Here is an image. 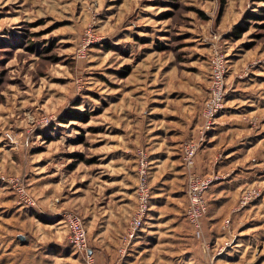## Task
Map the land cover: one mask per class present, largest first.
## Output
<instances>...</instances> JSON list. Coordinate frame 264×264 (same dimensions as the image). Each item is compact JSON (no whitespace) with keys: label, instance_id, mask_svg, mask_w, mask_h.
I'll return each mask as SVG.
<instances>
[{"label":"rangeland","instance_id":"rangeland-1","mask_svg":"<svg viewBox=\"0 0 264 264\" xmlns=\"http://www.w3.org/2000/svg\"><path fill=\"white\" fill-rule=\"evenodd\" d=\"M263 15L264 0H0V264L2 255L27 254L49 242L67 243L80 256L76 264H88L69 243L66 213L85 220L92 253L99 249L93 211L102 213L108 190L133 179L134 165L138 187L141 152L152 189L143 82L155 76L156 63L162 72L192 71L191 63L205 60L211 70L216 52L227 61L226 98L213 123L235 93L246 99L235 103L249 107L240 116L253 138L230 168L241 177L236 200L218 213L213 230L207 212L201 233L194 231L210 243L207 264H264ZM210 87L197 136L181 143L177 183L185 194L183 147L200 139ZM223 174L199 175L217 177L214 184ZM253 189L262 196L242 206L244 192ZM120 217L129 223L122 241L132 216ZM121 241L95 255V263L143 264V230L126 253Z\"/></svg>","mask_w":264,"mask_h":264},{"label":"crops","instance_id":"crops-1","mask_svg":"<svg viewBox=\"0 0 264 264\" xmlns=\"http://www.w3.org/2000/svg\"><path fill=\"white\" fill-rule=\"evenodd\" d=\"M202 49L205 48L200 47L199 59L205 55ZM158 65L155 64V76H148L143 82V145L150 152L153 189L151 209L143 228V264H207L210 243L197 239L194 227L186 218L184 184L177 182L182 178L178 158L181 143L187 136L196 137L202 124L201 113L208 96L210 65L207 66L205 60H202L191 63L192 71L173 67L166 72H162V66L160 68ZM235 95H229L225 111L210 132L208 143L204 144L196 158L199 174L225 175L213 184L206 195V219L210 220L211 230L217 223L213 221L218 219V213L224 212L237 198L241 177L230 168L234 165V156L248 149L253 138L251 129L242 122L240 116V110L249 107L235 103L246 102V99H236ZM133 168L129 174L133 179L129 183L123 182L118 189H109L105 194L107 201L100 207L102 213L96 214L93 211L90 222L94 237L92 240L99 247L96 249L93 246L94 257L109 253L111 242L117 245L120 243V237L129 224L128 220L122 221L120 216L122 213L132 216L136 209V165ZM154 183L158 188L153 187ZM235 186L236 189L233 188ZM213 234L219 236L215 231ZM38 246L27 254L2 255L1 264H76L80 258L64 242H49Z\"/></svg>","mask_w":264,"mask_h":264},{"label":"built area","instance_id":"built-area-1","mask_svg":"<svg viewBox=\"0 0 264 264\" xmlns=\"http://www.w3.org/2000/svg\"><path fill=\"white\" fill-rule=\"evenodd\" d=\"M210 73V98L206 102L204 110V129L198 141H188L184 144L182 158L187 173L186 195L188 204L186 218L198 234L202 231V219L208 212L206 194L213 182L218 179L217 177H203L197 174L195 171V158L206 142L208 133L215 125L213 119L225 108L227 61L221 53L216 52L212 56ZM141 156L143 158L139 166V183L136 191L137 206L132 215L129 228L122 237L121 251L123 253H126L130 248V244L133 243L132 241L139 237V233L145 227L150 211L152 189L149 183V164L144 152H141ZM20 188L18 187L17 191L21 190L23 195L26 194L25 190ZM261 196V191L256 189L244 192L241 199L242 206L258 198L260 199ZM64 220L69 230V243L77 252L85 255L88 264H96L89 249L87 230L83 218L78 213L68 212L64 216Z\"/></svg>","mask_w":264,"mask_h":264},{"label":"trees","instance_id":"trees-1","mask_svg":"<svg viewBox=\"0 0 264 264\" xmlns=\"http://www.w3.org/2000/svg\"><path fill=\"white\" fill-rule=\"evenodd\" d=\"M263 16H264V15H263ZM259 17H260V15H259V16H254L253 18H254L255 20H257V19H259ZM241 31H242V29H238V30L235 32V35H234V36H236V37L240 36ZM65 118H66V120L68 119V117H65Z\"/></svg>","mask_w":264,"mask_h":264},{"label":"water","instance_id":"water-1","mask_svg":"<svg viewBox=\"0 0 264 264\" xmlns=\"http://www.w3.org/2000/svg\"><path fill=\"white\" fill-rule=\"evenodd\" d=\"M20 239H23V237H20Z\"/></svg>","mask_w":264,"mask_h":264}]
</instances>
